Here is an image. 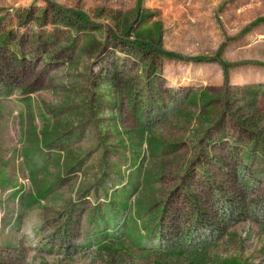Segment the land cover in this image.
<instances>
[{
  "label": "rangeland",
  "instance_id": "374dc122",
  "mask_svg": "<svg viewBox=\"0 0 264 264\" xmlns=\"http://www.w3.org/2000/svg\"><path fill=\"white\" fill-rule=\"evenodd\" d=\"M0 264H264V0H0Z\"/></svg>",
  "mask_w": 264,
  "mask_h": 264
},
{
  "label": "trees",
  "instance_id": "16d2710c",
  "mask_svg": "<svg viewBox=\"0 0 264 264\" xmlns=\"http://www.w3.org/2000/svg\"><path fill=\"white\" fill-rule=\"evenodd\" d=\"M162 56L164 57H169V58H172V59H175V58H178V56L174 55V54H167V53H162ZM196 60V59H195Z\"/></svg>",
  "mask_w": 264,
  "mask_h": 264
}]
</instances>
